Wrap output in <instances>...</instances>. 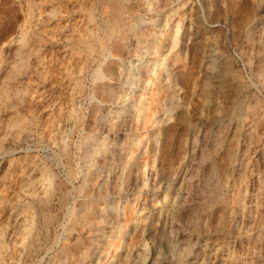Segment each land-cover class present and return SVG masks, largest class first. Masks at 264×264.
Wrapping results in <instances>:
<instances>
[{
	"label": "bare ground",
	"instance_id": "obj_1",
	"mask_svg": "<svg viewBox=\"0 0 264 264\" xmlns=\"http://www.w3.org/2000/svg\"><path fill=\"white\" fill-rule=\"evenodd\" d=\"M14 2L0 264H264V0Z\"/></svg>",
	"mask_w": 264,
	"mask_h": 264
},
{
	"label": "rangeland",
	"instance_id": "obj_2",
	"mask_svg": "<svg viewBox=\"0 0 264 264\" xmlns=\"http://www.w3.org/2000/svg\"><path fill=\"white\" fill-rule=\"evenodd\" d=\"M3 1V4L0 6V38L3 39V34L6 32V31H11L14 29V26H15V21L17 19V16H18V12H17V9H16V4L14 2V0H2ZM241 11H237L236 14H238L239 16L245 18V15L243 13H241ZM243 14V15H242ZM224 29H227L224 27ZM234 55H235V50L232 49L231 51ZM254 53H252L253 55ZM236 56V55H235ZM254 56V55H253ZM237 57V56H236ZM237 65H238V68H240L241 72L246 75V74H249V75H252L253 72H250L249 69L247 68H244V64L243 62L241 61V59H239L237 57ZM246 73V74H245ZM258 88H261V87H256V86H252L251 88H249V93L252 94L253 92H255V94L260 97L263 102H264V90L263 88H261L260 92L258 90ZM255 89V90H254ZM39 144L36 140V138H32L30 140V143L29 145H31V147H35V148H30L31 150H35V151H39V153L41 155H45V156H50L51 155V150L49 148H41L43 147L42 145H37ZM28 146L27 142L24 141V146ZM41 149H40V148ZM37 148V149H36ZM22 150H24L23 148L20 149V153H24ZM45 152H44V151ZM22 151V152H21ZM48 151V153H47ZM77 158V157H76ZM4 158H1L0 157V165L2 164V161H3ZM80 159L78 158V161ZM58 172H61V169L58 167L57 168ZM66 188L63 189V191H65ZM73 194H70L69 197L67 198V201L68 202H71L72 200L70 199H76L78 196L77 194H75L74 197H72ZM70 200V201H69ZM66 204L64 203V206ZM142 248L143 249H147V246H144V244L142 245Z\"/></svg>",
	"mask_w": 264,
	"mask_h": 264
}]
</instances>
